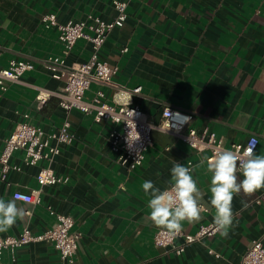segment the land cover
<instances>
[{
    "label": "crops",
    "instance_id": "obj_1",
    "mask_svg": "<svg viewBox=\"0 0 264 264\" xmlns=\"http://www.w3.org/2000/svg\"><path fill=\"white\" fill-rule=\"evenodd\" d=\"M112 0H0V64L23 59L33 67L19 81L0 89V150L4 139L29 113L28 121L45 132L56 129L66 118L73 134L69 144L49 165L66 181L40 186L36 180L45 160L27 164L24 151L12 152L10 168L2 177L0 198L13 199L16 189H40L39 203L17 200L26 213L23 220L0 236L17 235L24 227L36 234L53 223L55 213L73 219L72 231H80L72 264H240L253 239L264 245V188L233 200L235 219L227 238L217 231L185 246L181 253L165 250L152 241L159 228L149 219L150 196L142 184L170 186L173 160L193 162V177L203 193L202 219L184 222L183 232L192 233L200 224L213 222L210 177L197 152L173 133L152 129V145L141 165H120L110 148L109 121L97 123L92 114L71 109L66 113L57 94L63 79L52 78L43 67L48 55L61 56L65 64L85 61L90 43L78 39L62 53L57 30L45 27L40 18L55 14L58 23L76 21L91 13L103 19L115 15ZM127 17L113 27L98 52L99 59L117 70L114 85L131 91L128 101L155 123L166 106L191 114L184 131L213 132L225 146L257 137V154L264 155V0H126ZM127 47L126 51H121ZM107 98L112 89L92 82L85 92L96 89ZM50 92L40 109L34 108L38 90ZM32 105V106H31ZM29 107V108H28ZM243 178L242 176L240 177ZM182 241L176 238V243ZM212 249L213 253H209ZM3 259L10 261L3 252ZM11 264H67L48 241L22 244Z\"/></svg>",
    "mask_w": 264,
    "mask_h": 264
},
{
    "label": "built area",
    "instance_id": "obj_2",
    "mask_svg": "<svg viewBox=\"0 0 264 264\" xmlns=\"http://www.w3.org/2000/svg\"><path fill=\"white\" fill-rule=\"evenodd\" d=\"M111 3L115 15L108 20L89 13L76 21L58 23L52 12L44 13L41 16L40 20L45 27L54 26L56 28L57 40L62 46V53L66 54L78 39L88 41L91 46V53L83 62H72L67 65L58 55H48L42 59L43 67L52 78L63 79V86L57 94L59 106L66 113L71 109H76L92 114L93 121L97 123L104 120L109 121L111 128L107 138L110 148L117 154V163L128 169H134L142 164L148 148L152 145V129L173 133L195 151H207L205 157L209 158L214 156L217 151L235 150L246 146L253 135L243 143L233 142L229 146H225L222 139L213 132L198 133L194 128L184 131L185 125L191 119L190 113L166 106L162 109L160 120L153 123L136 105L128 101L130 92H138L140 87L137 86L131 91H127L114 85L112 76L117 67L110 66L98 57V52L108 32L115 26H121L127 17L126 0H112ZM126 50L127 47L121 49L123 52ZM32 67L30 61L15 58L9 59L4 65L0 64V89L5 90L9 83L19 81L21 75ZM92 82L100 86H109L112 89L110 97L107 98L106 93L98 88L90 98H85V92ZM50 95V92L39 89L34 97V108L40 109ZM22 116L23 120L17 122L14 129L5 137L0 150L2 177L11 167L15 168L9 163L12 152L22 149L25 163L35 164L41 159L48 163L47 166L39 168L36 173V180L40 186L66 181V177L56 175L49 165L60 152V146L72 141L73 134L69 128L68 120L65 118L56 129L45 132L28 121V111ZM178 163L193 167V162L189 159ZM39 193V188L28 191L16 189L12 192V198L36 204L40 202ZM261 198H264V193L256 201ZM47 211L54 220L43 231L34 234L24 227L17 235L0 236V264H11L15 259L17 247L36 241L50 242L63 261L67 264L73 263L81 233L71 230L73 226L71 216L55 213L49 206H47ZM28 212L26 211V213ZM216 232L214 221L200 224L192 233L182 231L178 235H172L157 228L152 235V241L165 250L181 253L186 245ZM177 237H181L180 243H176ZM5 251L9 254L10 261H5L2 257ZM208 252L213 253L212 249H208ZM240 264H264V245L260 239H253L250 242L241 257Z\"/></svg>",
    "mask_w": 264,
    "mask_h": 264
},
{
    "label": "clouds",
    "instance_id": "obj_3",
    "mask_svg": "<svg viewBox=\"0 0 264 264\" xmlns=\"http://www.w3.org/2000/svg\"><path fill=\"white\" fill-rule=\"evenodd\" d=\"M257 144L259 140L253 136L242 148L217 151L211 158L201 160L211 174L210 204L214 209L215 226L222 237L227 238L233 226L234 197L241 193L250 195L264 188V155L257 154ZM170 174L168 188L161 190L153 181L146 180L142 189L150 196L148 219L167 233L178 235L184 222L196 223L203 218V193L193 177L192 167L173 160ZM25 215V209L18 206L16 198H0V233L14 227Z\"/></svg>",
    "mask_w": 264,
    "mask_h": 264
}]
</instances>
